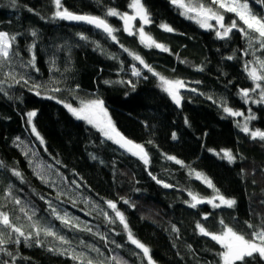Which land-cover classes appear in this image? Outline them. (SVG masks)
Segmentation results:
<instances>
[{
  "label": "trees",
  "instance_id": "trees-1",
  "mask_svg": "<svg viewBox=\"0 0 264 264\" xmlns=\"http://www.w3.org/2000/svg\"><path fill=\"white\" fill-rule=\"evenodd\" d=\"M61 2L74 14L105 18L117 29V39L93 26L53 19V0H16L15 5L0 0V31L16 36L10 60L0 65V211L30 236L26 242L4 228V238L11 240L0 245L4 250L0 261L81 264L72 257L82 254L85 264L87 259L116 264L113 257L122 264H148L108 207L111 201L125 216L134 238L150 249L153 264H219L220 246L201 235L196 225L218 233L223 219L250 233L246 221L259 225L264 218V141L241 130L254 116L247 120L249 130L264 132L260 102L264 81L256 88L245 71V65L259 71L256 61L264 60V49L256 42L250 46L236 29L227 38H218L215 21H210L213 29L203 30L184 18L171 0H142L151 20L145 33L168 51L147 47L137 30L129 35L118 18L106 15L109 8L127 12L131 0ZM199 2L217 7L211 0ZM248 2L253 12L264 13L258 0ZM220 11L226 24L236 19L243 26L233 13ZM33 56L35 67L29 63ZM133 69L140 75L134 76ZM159 76L184 82L179 108L160 87ZM243 90L249 91L248 98L242 96ZM93 99L104 102L123 136L144 146L147 165L64 106L77 107ZM224 107L243 115L226 114ZM32 111L36 116L29 124L27 113ZM226 150L234 162L223 158ZM195 172L210 179L226 198L235 199L236 205L190 207L189 192L205 199L214 195L194 177ZM33 223L69 243L43 232L37 237ZM17 238L19 243L14 242ZM255 264L264 260L257 257Z\"/></svg>",
  "mask_w": 264,
  "mask_h": 264
},
{
  "label": "snow or ice",
  "instance_id": "snow-or-ice-1",
  "mask_svg": "<svg viewBox=\"0 0 264 264\" xmlns=\"http://www.w3.org/2000/svg\"><path fill=\"white\" fill-rule=\"evenodd\" d=\"M53 2L56 9L53 15V19L83 22L92 25L97 29H101L104 33L107 34V36L111 37L113 41H116L117 38L114 35V32L117 31V29L110 25L105 18L93 15L74 14L67 8L63 7L61 0H53ZM258 2L261 5H264V0H258ZM12 3L13 5H15L16 0H12ZM171 3L182 10V15H184L188 19H194L195 22L198 23L202 28L213 29V24L210 23V21H215V24L218 26V29L215 30V34L220 39L227 38L229 34L232 33L234 29H236L245 36L250 46L253 42H256L259 44L261 49H264V13L256 14L255 12H253V10L250 8L248 0H211V4L217 6L215 10L212 7L207 6L205 3L199 2V0H187V2L186 0H171ZM129 7L133 10V15L120 13L114 8H109L106 15L118 17L123 21V30L129 35H133L135 34L133 31V22L137 18H139V20L142 22V25L151 23V20L141 0H131ZM221 9L226 13H233L238 18V20L242 22L243 26L238 24L236 19H233L229 24H226L225 16L220 11ZM29 11L32 10L29 9ZM161 27L165 31H173V29L168 25H161ZM137 31L141 43L145 44L147 47H155L162 51H168V49L163 44L156 42L150 35L146 34L143 26L139 27ZM31 34L33 36L37 35L35 31H33ZM80 38L87 39V37L83 35H81ZM15 41V35L10 36L7 32L0 31V65H3L10 60L12 46ZM125 51L128 50L125 49ZM129 55H132L133 59L139 61L141 65H144V67L147 68L149 72L153 71L152 68L149 67L139 55H135L131 52H129ZM29 63L33 67H35V56H33L32 60ZM256 63L259 65V71L256 67H252L249 69L247 65H245V71L247 72L251 80L256 83V88H260L261 85L259 82L264 81V60H257ZM133 75L139 76L140 72L133 69ZM153 75L159 74L153 72ZM12 79L15 80V76H12ZM21 79H23V77ZM159 80L162 90L166 92L174 101V103L179 106L182 99L180 95V89L185 87L184 82L178 79L170 80L163 76H159ZM19 82V80H16V83ZM24 82L27 83L28 81L25 80ZM54 90L59 91V89ZM252 91H255V88L252 89ZM241 94L244 98L249 97L248 90H243ZM260 102H264V88L261 89ZM64 106L68 109L69 112L72 113V115L76 119L84 120L88 124L93 125L97 128L98 131L103 134L106 139L111 140L113 143L119 145L120 148L125 149V151H127L131 155L138 157L146 165L149 163L148 153L145 151L144 146L126 138L117 130L116 126L109 117L102 100L93 99L87 102H82L79 108H75L70 104H65ZM224 112L232 116L243 115V113L233 111L229 107H224ZM35 116V111L27 113L29 124L32 123V120ZM254 118V116H249L247 120H251ZM247 120L241 126V130L246 134L250 133L252 139L259 138L260 140L264 141V132H261L259 130L250 132ZM32 131L33 133H36L37 136H39V133L36 132L35 126H33ZM173 138L175 139V134H173ZM41 143H43L42 139ZM223 158H226L229 163L235 161V157L233 156L231 151H224ZM168 159L175 160L177 164L182 163L180 160L172 156H169ZM14 175L20 176V173L14 172ZM195 175L197 179H200L207 185L208 188L212 189L214 195L211 198L205 199L195 193L189 192L192 200V203L189 205L190 207L196 208L197 205L204 203L212 205L213 208H233L236 205L235 199L226 198L224 195H222L219 189H217L213 182L206 176H203L199 172H197ZM153 179L156 178L153 176ZM157 183H160V181H157ZM164 187L167 188L170 187V185L164 184ZM15 202L17 204L20 203L19 200H16ZM125 203H128V201H125ZM262 203H264V201H262ZM108 207L115 212L116 217L119 219L120 223L127 231L128 240L133 245H135L136 248L140 249L143 252L144 257H146L148 260V264H153L152 257L150 255V249L138 239L134 238L133 233L128 227L125 216L122 212L117 210L116 204L109 201ZM21 210L24 211L23 209ZM53 212H55V209H53ZM25 214L27 215V213ZM34 214L35 213H33V215ZM57 218L60 219L61 222L65 225L70 224V221L66 217L57 216ZM28 219L31 220L32 217L29 216ZM205 219H207V216H205ZM219 224L221 225V228L218 233L206 230V228L199 223L196 225L201 235L210 237L212 241H215V243L220 246L221 251L217 253L219 257V264H255L257 257H259L260 260H264V218H261L259 225H254L251 222L246 221L247 227L249 229H252L250 233H245L234 229L233 227L227 225L223 219L219 221ZM0 226H2L0 227V245H3L11 240L10 236L8 237V240L4 238V228L10 229L11 232L18 234V237H24L26 242L30 239V236L26 235L25 232L22 231L21 226L14 225L9 215L2 211H0ZM31 227L35 229V235L37 237L41 232H43L45 236H53L59 239L61 243H69L64 239L63 236H57L56 233H54L47 227H41L37 223H33ZM173 231L178 230L173 227ZM14 242L19 243L20 241L17 238ZM0 251L4 250L0 248ZM95 251L98 252L99 250L95 249ZM7 254L11 255V253ZM72 258L75 260H80L81 264H85V260L82 254H74ZM113 260L116 261V264H122V262L116 257H113ZM0 264H7V262L0 261ZM86 264H94V261L91 259H87Z\"/></svg>",
  "mask_w": 264,
  "mask_h": 264
},
{
  "label": "rangeland",
  "instance_id": "rangeland-1",
  "mask_svg": "<svg viewBox=\"0 0 264 264\" xmlns=\"http://www.w3.org/2000/svg\"><path fill=\"white\" fill-rule=\"evenodd\" d=\"M141 2H142V0H141ZM131 3V2H130ZM143 4V3H142ZM144 5V4H143ZM124 13H127V14H129V15H133L134 14V12H133V10L129 7L128 8V11L127 12H124ZM183 17L184 18H186L184 15H183ZM116 18H118V17H116ZM119 19V18H118ZM188 19V18H187ZM120 20V19H119ZM190 21H192V22H194V23H196L195 22V20L194 19H189ZM121 21V23H122V25H123V21L122 20H120ZM138 22V24L139 25H137V24H135V22ZM133 24H134V29H133V31H135V32H137L136 30H138L139 29V27H141V26H143V28L145 27V26H147V25H142V22L139 20V18H137L134 22H133ZM198 24V23H197ZM199 25V24H198ZM200 27V26H199ZM201 29H203V30H207V29H205V28H202V27H200ZM127 33V32H126ZM128 34V33H127ZM264 103V102H263ZM81 106V102L77 105V107H75V108H79ZM67 109V108H66ZM68 110V109H67ZM69 112V111H68ZM108 112V111H107ZM69 113H71V112H69ZM226 113V112H225ZM72 114V113H71ZM226 114H228V113H226ZM108 115H109V113H108ZM73 116V115H72ZM110 117V116H109ZM78 120V119H77ZM79 121H83V122H85V123H87L86 121H84V120H79ZM113 122V121H112ZM88 124V123H87ZM88 125H90V124H88ZM92 128H94V129H96L97 130V128L96 127H94L93 125H90ZM251 132V131H250ZM99 133H101L100 131H99ZM102 134V133H101ZM250 134V133H249ZM102 136H103V134H102ZM104 137V136H103ZM105 138V137H104ZM106 139V138H105ZM197 172H195L194 173V177L196 178V174ZM204 176V175H203ZM197 179V178H196ZM198 181H201L200 179H197ZM202 182V181H201ZM203 183V182H202ZM203 184H205V183H203ZM206 185V184H205ZM207 186V185H206ZM114 203V202H113ZM217 203H218V201H217ZM210 205V204H209ZM211 207H212V205H210Z\"/></svg>",
  "mask_w": 264,
  "mask_h": 264
},
{
  "label": "water",
  "instance_id": "water-1",
  "mask_svg": "<svg viewBox=\"0 0 264 264\" xmlns=\"http://www.w3.org/2000/svg\"><path fill=\"white\" fill-rule=\"evenodd\" d=\"M64 21H66L67 23H70V24H73V25H79V24H81V25H87V26H92V25H89V24H86V23H83V22H76V21H67V20H64ZM94 27V26H93ZM97 29V28H96ZM100 32H102L103 34H105V35H107L106 33H104L101 29H98ZM160 50V49H159ZM185 90V88H182V89H180V92H182V91H184ZM172 102L174 103V101L172 100ZM174 105H175V107L176 108H179V106L176 104V103H174ZM123 149V148H122ZM124 151H125V149H123ZM126 153H128L127 151H125ZM134 157H136V156H134ZM138 160H139V158L138 157H136Z\"/></svg>",
  "mask_w": 264,
  "mask_h": 264
}]
</instances>
